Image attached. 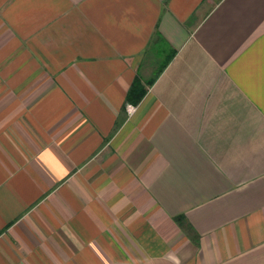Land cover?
Segmentation results:
<instances>
[{
    "label": "crops",
    "instance_id": "crops-1",
    "mask_svg": "<svg viewBox=\"0 0 264 264\" xmlns=\"http://www.w3.org/2000/svg\"><path fill=\"white\" fill-rule=\"evenodd\" d=\"M0 264H264V0H0Z\"/></svg>",
    "mask_w": 264,
    "mask_h": 264
},
{
    "label": "trees",
    "instance_id": "trees-1",
    "mask_svg": "<svg viewBox=\"0 0 264 264\" xmlns=\"http://www.w3.org/2000/svg\"><path fill=\"white\" fill-rule=\"evenodd\" d=\"M172 56L173 54L170 55V57L167 59V62H169ZM167 62L164 63V65L167 64ZM153 80L154 79L150 80L149 83L150 84L153 83ZM144 94H145L144 85L142 84L140 78H136L128 91L127 99L133 103H137L142 99Z\"/></svg>",
    "mask_w": 264,
    "mask_h": 264
}]
</instances>
